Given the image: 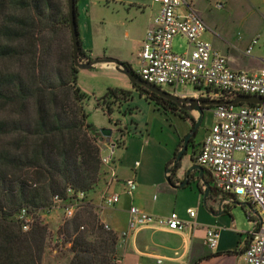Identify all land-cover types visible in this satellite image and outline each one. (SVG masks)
Instances as JSON below:
<instances>
[{"label": "trees", "instance_id": "obj_1", "mask_svg": "<svg viewBox=\"0 0 264 264\" xmlns=\"http://www.w3.org/2000/svg\"><path fill=\"white\" fill-rule=\"evenodd\" d=\"M9 6L25 11L31 7L40 19L45 10L50 19L59 13L52 0H25L19 6L15 0H0V60L12 56L11 50L2 46L3 41L12 43L21 37L18 24L24 29L22 22L8 18ZM78 58L91 61L82 49L80 37ZM77 73L73 57L68 81L59 78V84L54 86H27L15 78L6 79L0 70V264H44L47 229L35 222L29 231L22 232L15 221L20 208L45 207L53 196H64L67 188L87 194L99 182L98 133L87 123L84 106L89 97L76 86ZM133 87L154 106L194 126V119L175 103ZM128 96L126 91L108 89L94 99L95 109L110 116L116 104ZM182 144L183 141L181 148ZM84 207L85 221L78 222L76 215L59 230L71 241L70 255L63 264H117L118 237L104 229L92 205L86 203Z\"/></svg>", "mask_w": 264, "mask_h": 264}, {"label": "crops", "instance_id": "obj_2", "mask_svg": "<svg viewBox=\"0 0 264 264\" xmlns=\"http://www.w3.org/2000/svg\"><path fill=\"white\" fill-rule=\"evenodd\" d=\"M115 2L122 9L123 20L126 21L131 13L132 6L127 7V3L130 2L126 0H115ZM261 2L264 3V0ZM97 3H99L98 0H93V3L90 0H76L75 3L82 49L91 60L114 59L128 64L134 71L137 69L136 55L133 58L122 56L123 54L111 57L104 53L101 56H93L98 37L90 26L88 12L91 5ZM149 10L150 13L146 19L140 22L139 26L134 27L136 36L131 39V43L137 52L145 32L157 13V7L152 5ZM139 14L145 17L146 11H141ZM128 22L130 24L131 20ZM137 28L140 30L137 31ZM211 45L227 59L229 67L233 70L252 72L260 68L258 61L245 57L242 53L239 55L226 45L221 43ZM100 69L107 70L111 74H120L112 65L99 64L93 70ZM108 89L129 93V96L119 101L115 107L123 113V121L121 122L119 118L113 120L115 109L110 116L96 109L102 114V119L94 122L90 121L89 117L87 123L91 124L98 133L96 138L100 158L111 155V167L116 175L117 183H109L107 173L109 168L101 166L102 178L97 187L87 193V199L95 201L100 222L118 237L119 261L117 264H243L242 253L247 244L248 232H244L242 221L232 212L238 200L230 203L227 197L220 196L210 189L207 197L204 198V191L207 189L205 184L212 188L209 176L203 172V175L199 177L198 172L194 171L190 173L189 178L186 177L187 171L196 165L194 159L196 154H193L191 158L190 168L188 165H181L180 162L175 169L173 168L176 155L183 148L180 145L191 130L190 123L176 114L164 112L153 104L147 105L142 101L132 104L126 83L118 78L102 80L93 94L96 95L95 99L103 96ZM138 104L142 107L147 106L150 113L145 115L142 112L136 113ZM188 114L194 119L192 112ZM165 127L173 131L176 140H179L177 148H175V137H173L174 149L152 145L151 139L157 136V128L161 131ZM100 129H108L110 136L103 137L99 133ZM198 148L199 146L196 151ZM196 151L194 153H197ZM185 153L186 151L183 155ZM171 157L173 158L170 161ZM136 163L137 167H135ZM166 167L169 169L165 170ZM131 178L135 180L136 190L132 195H127L123 183ZM111 195H117L119 202L109 209L104 206L103 199ZM131 207L159 219L175 213L181 221L194 225H188L181 231H172L165 226L154 224L142 226L130 232L127 230V222ZM188 209L194 210V219L188 216ZM106 210L111 212V216L104 217ZM211 227L219 230V239L214 251H210L204 243L205 232ZM124 232L128 235L122 240L120 236Z\"/></svg>", "mask_w": 264, "mask_h": 264}, {"label": "built area", "instance_id": "obj_3", "mask_svg": "<svg viewBox=\"0 0 264 264\" xmlns=\"http://www.w3.org/2000/svg\"><path fill=\"white\" fill-rule=\"evenodd\" d=\"M151 1L157 13L136 54L134 73L141 81L159 89L165 86L174 92L181 86L193 89L191 94H173L181 98L229 102L237 95H249L264 99V35L252 38L242 53L258 61L260 68L252 72L233 70L227 59L204 39L208 29L193 9L194 0ZM215 6L222 7L218 3ZM175 37L185 42L182 53L173 51ZM255 48L261 51L259 55H253ZM212 111L214 121L199 145L195 164L209 176L214 192L227 197L230 203L242 202L246 219L253 223L242 253L243 264H264V105H219ZM236 154L241 158H235ZM100 161L102 166L109 168V183H117L111 155ZM123 187L127 195H132L136 190L135 180L127 179ZM85 201L88 202L87 194L67 188L64 196H53L45 207L20 208L15 221L22 232L29 231L35 222L46 226L47 219L54 214L67 222L74 218ZM118 202L117 195L103 199L107 208L115 207ZM128 214L127 230L130 232L154 224L172 231L194 225L181 221L175 213L159 219L131 207ZM187 214L194 219V210L188 209ZM104 229L109 231L106 225ZM127 235L124 232L120 238L124 240ZM55 237L54 246L70 249L71 241L65 243L64 234L58 232ZM218 239L217 228L206 230L204 243L210 251L216 249Z\"/></svg>", "mask_w": 264, "mask_h": 264}, {"label": "rangeland", "instance_id": "obj_4", "mask_svg": "<svg viewBox=\"0 0 264 264\" xmlns=\"http://www.w3.org/2000/svg\"><path fill=\"white\" fill-rule=\"evenodd\" d=\"M24 1L15 0V3L19 6ZM52 1L53 4L57 5V9L59 10L57 17L54 19L48 18L49 12L47 10H45L43 18L40 19L31 7L26 11L19 10L18 7L14 8V6L8 7L6 11L8 18H14L17 22H22L24 29H21L20 24H18L16 29L20 32L21 37H18L12 43L8 41H3L2 43L4 48L12 52L11 57L0 60V70L4 73L6 79L15 78L16 81L27 86L38 83L54 86L59 84V78L68 81L69 67L72 62V48L68 23L65 22L67 21V3L66 0ZM98 1L99 3L91 5L88 12V18L91 21L90 26L98 37V39L96 38L97 45L93 51V56H101L104 53L106 56L111 57L123 54L122 56L133 58L137 53V50L133 49L131 43V39L136 36L134 34L136 33L134 27L139 26V23L146 19L148 13H150L149 7L155 5L151 0H126L130 2L127 3V7H132L130 8V16L125 21L123 20L122 9L116 4L115 0ZM90 2L93 3V0H90ZM194 2L193 9L196 10L208 29L204 35V39L211 44L221 43L240 55L244 52L252 38L264 35V3L261 0H194ZM216 3L222 5V7L217 8L215 6ZM144 10L146 11L145 17L140 16L139 13ZM129 20H131L130 24H128ZM125 24H128V26H124ZM138 29L140 30V28H137V31ZM184 49V40L181 37L175 38L173 41V51L175 53H182ZM218 50L220 51V49ZM260 53L261 51L257 48L253 51V55H259ZM106 78H118L124 81L126 88L130 91L132 104L141 103L142 101L147 105H152L151 102L144 98V95L140 96L139 92L136 91L124 75L111 74L107 70L102 69L97 71L78 70L76 86L89 97V100L85 103L84 110L88 114V118L90 117V121L98 122L102 119V114L95 109L94 99L96 95L93 94L101 85L102 80ZM160 89L170 94H174L175 92L177 94H191L193 92V89L182 86L178 87L175 92L165 86H161ZM138 105L139 108L136 107V113L142 112L144 115L150 113L147 106L142 107L140 104ZM192 115L194 119L198 117L196 112H192ZM123 117V113L115 109L112 116L113 120H115L114 118H119L122 122ZM213 121L212 109H205L193 141L187 145L186 153L179 161L181 165H188V168H190L191 158L196 154L194 153L196 148L204 139L206 131ZM173 137H175V148H177L179 140H176L174 132L170 131L168 127L163 128L161 131L157 128V136L151 139V143L152 145H160L162 148L166 147L171 150L174 149ZM235 158L240 159L241 155L236 154ZM168 169L166 167L165 170ZM101 173L100 169L99 182L102 178ZM194 185L196 186V184ZM94 202L91 200L84 202L75 214L78 217V222L86 220V215L82 210L86 203L93 206L92 211L98 216V210ZM241 204L242 202L238 201V204L232 208V212L242 221L244 232L250 233L253 229V223L246 219ZM30 208L33 210L32 207ZM84 209L86 208L84 207ZM107 216H111V212L108 210L104 212V217ZM47 221V225L45 226L47 236L45 239L43 263L63 264L70 255L69 249L65 250L64 248L54 246V241L56 234L64 227L65 222L59 214H54ZM67 241L69 240L65 238V243Z\"/></svg>", "mask_w": 264, "mask_h": 264}, {"label": "water", "instance_id": "obj_5", "mask_svg": "<svg viewBox=\"0 0 264 264\" xmlns=\"http://www.w3.org/2000/svg\"><path fill=\"white\" fill-rule=\"evenodd\" d=\"M67 3V21H68V28L70 33V40L72 45V57L74 66L77 70H84L90 71L95 69V66L99 64L105 65H112L114 66L116 72L124 75L127 80L132 84L138 87L143 88L149 93H153L161 98L169 100L177 105V107L185 112H196L198 117L194 120V126L191 128L190 132L186 135L183 140V148L181 151L178 152L173 168L175 169L177 163L180 161L183 153L187 150V145L189 140L195 135L197 128L199 127L202 119V114L205 109H209V107L219 106V105H264V99L257 97V96H249V95H237L234 97L232 101L224 102V101H214V100H195L190 98H181L176 95L167 93L157 87L152 85H148L147 83L141 81L132 71L131 69H127L126 66L114 59H96L86 62H81L78 58V51H79V31H78V24L76 18V10H75V3L76 0H66ZM99 133L108 138L110 136V131L108 129H100ZM197 171L199 177L203 175V170L197 166L193 165L189 171L186 173V177H190V173ZM207 189L204 191V198L207 197L209 192V185L205 184Z\"/></svg>", "mask_w": 264, "mask_h": 264}, {"label": "flooded vegetation", "instance_id": "obj_6", "mask_svg": "<svg viewBox=\"0 0 264 264\" xmlns=\"http://www.w3.org/2000/svg\"><path fill=\"white\" fill-rule=\"evenodd\" d=\"M215 101V100H214ZM213 108V106H211V107H209V109H212ZM185 112V111H184ZM186 113H188V112H186Z\"/></svg>", "mask_w": 264, "mask_h": 264}]
</instances>
